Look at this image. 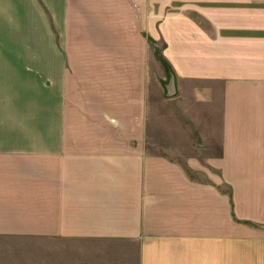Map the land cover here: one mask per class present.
I'll list each match as a JSON object with an SVG mask.
<instances>
[{
  "label": "crops",
  "instance_id": "obj_1",
  "mask_svg": "<svg viewBox=\"0 0 264 264\" xmlns=\"http://www.w3.org/2000/svg\"><path fill=\"white\" fill-rule=\"evenodd\" d=\"M0 264H264V0H0Z\"/></svg>",
  "mask_w": 264,
  "mask_h": 264
},
{
  "label": "rangeland",
  "instance_id": "obj_2",
  "mask_svg": "<svg viewBox=\"0 0 264 264\" xmlns=\"http://www.w3.org/2000/svg\"><path fill=\"white\" fill-rule=\"evenodd\" d=\"M161 45L155 47L157 63L152 66V83L150 87V130L149 138L156 142L155 144L163 142L170 146L180 143L181 149H187L189 146V136L180 130V123L190 120L185 117L180 111V102L176 96L168 95V85L170 83L171 69L165 62L160 59ZM160 59V62H159ZM83 86V84H81ZM181 89L186 92H191L195 89L193 84H180ZM200 89H205L200 86ZM152 146L151 149L157 151L159 147ZM185 145V146H184ZM197 177V174H193Z\"/></svg>",
  "mask_w": 264,
  "mask_h": 264
},
{
  "label": "water",
  "instance_id": "obj_3",
  "mask_svg": "<svg viewBox=\"0 0 264 264\" xmlns=\"http://www.w3.org/2000/svg\"><path fill=\"white\" fill-rule=\"evenodd\" d=\"M176 93L175 76L173 72H170V83L168 85V95L173 96Z\"/></svg>",
  "mask_w": 264,
  "mask_h": 264
}]
</instances>
